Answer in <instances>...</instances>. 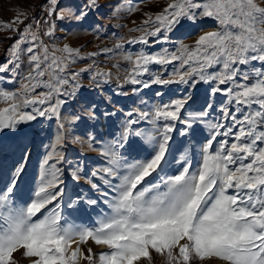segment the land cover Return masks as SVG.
<instances>
[{
  "label": "snow or ice",
  "instance_id": "6c2138e0",
  "mask_svg": "<svg viewBox=\"0 0 264 264\" xmlns=\"http://www.w3.org/2000/svg\"><path fill=\"white\" fill-rule=\"evenodd\" d=\"M99 7L98 0H84L79 9L59 8V0H47L43 20L32 18L34 23L25 24L29 17L20 12L11 21H0V32L18 36L7 49L0 73L10 74L8 83H19L13 91L0 89V102L5 104L0 108V132H15L21 124L39 118L56 122L55 138L40 165L31 200L20 205L14 199L24 163L0 188V264H17L14 253L20 250L29 264H153V254L162 264H264V0H167L161 11L145 12L139 25L128 29L139 35L121 37L114 48L123 49L125 43L171 44V48L123 53L129 67L117 88L130 84L135 93L175 83L191 90L204 82L212 85V96L220 93L226 100L214 119H208L212 102L185 115L188 94L151 111L133 109L125 114L122 131L109 140L91 132L85 133L86 138L73 136L81 117L64 116L62 109L66 98L82 87L81 73H90L89 86L95 87L109 83L112 73L94 70L95 62L72 70L79 60L97 53L82 54L67 43L44 42L54 37L57 21H80ZM139 10L138 5L121 4L113 16ZM206 19L215 27L202 30L191 44L172 41L171 34L186 22L197 25ZM24 57L27 64L22 69ZM174 62L173 78L151 74L153 64L166 68ZM116 114L102 113L105 118ZM87 115L98 119L95 103ZM142 122L150 124L151 130L135 127ZM197 123L209 131L198 166L193 169L182 155L175 174L160 176L153 183L168 163L177 124L183 125L180 135L189 136ZM133 137L140 139L138 147L146 158L129 161L125 157ZM69 142L98 149L105 166L87 175L82 161L66 158L63 149ZM64 164L71 180H84L98 194L97 198L77 196L67 207L103 201L110 210L91 227L69 223L63 216ZM88 241L105 250L94 253L89 247L85 254L81 246Z\"/></svg>",
  "mask_w": 264,
  "mask_h": 264
},
{
  "label": "rangeland",
  "instance_id": "374dc122",
  "mask_svg": "<svg viewBox=\"0 0 264 264\" xmlns=\"http://www.w3.org/2000/svg\"><path fill=\"white\" fill-rule=\"evenodd\" d=\"M83 2L84 0H59V8L71 5L74 9H79ZM98 3L100 4L99 9L90 11L80 21H57L54 37L51 40L44 38L45 43H54L59 46L67 43L72 47H78L82 50V54L97 53L94 57L79 60L72 70H78L95 62L94 70L103 69L112 73L110 82L106 84L101 82L100 87L89 86L90 73H81L80 82L82 87L74 97L66 98L67 103L62 109L64 116L79 115L81 117V120L72 129L71 134L73 136L85 137V133L91 132L98 139L109 140L116 133L122 131L120 125L126 118L125 114L127 112L133 109L151 111L154 107L185 94L190 95L185 115H187V112L201 110L208 102H212L214 105L208 119H214L219 115L217 110L225 102L226 97L220 93L212 96L210 93L212 85L208 83L199 82L191 90L187 85L175 83L167 86L152 85L135 93L131 91L133 86L130 84H123L121 88H117L118 80L122 79L125 70L129 67L128 63L122 58L123 53L139 52L142 48L154 53L158 52L161 47L171 48V44L159 45L153 43L147 46L125 43L123 49L114 48L115 44L120 42L121 37L127 40L129 37L139 35L134 32L130 33L128 29L139 25L140 21L145 18V12L156 13L161 11L167 0H98ZM129 3L138 5L140 10L131 14L121 11L118 15L113 16L116 8L121 4L127 6ZM46 5L47 0H0V21H11L20 12L26 13L29 17L28 20H25V24L34 23L32 18L43 20ZM18 27L23 30L24 24L18 25ZM214 27L215 24L210 19H206L197 25H188L186 22L185 26L171 34V39L172 41L182 40L184 43L191 44L196 35L202 30L209 31ZM8 37H12V39H8ZM17 38V34L11 31L0 32V64L6 61L7 49ZM103 48L114 50L104 53L101 51ZM26 64L27 59L24 57L22 69ZM113 65H117V67H113ZM176 66L175 62L166 68L153 64L151 74L162 75L165 79L173 78L170 73ZM0 77H3V80H0V89L13 91L19 87L18 82H7L11 78L9 73H0ZM148 78V76L144 77V79ZM157 92H161L162 95L157 96ZM92 103L97 105L98 119L95 121L90 120L87 115V109ZM2 107H5V104L0 102V108ZM104 111H115L117 114L105 118L102 115ZM135 127L151 130V125L146 122H142ZM182 127L183 125L177 124V130L172 134L167 156L168 163L159 176L152 179L153 183L159 180L160 176L175 174L181 167L182 161L180 163L177 161H180L182 155L187 157L193 169L201 161L200 148L205 138L209 137L207 127L203 123H197L194 125L195 131L192 134L181 136L180 129ZM55 134V120H45L43 118L28 124H21L15 132L11 130L0 132V188L8 181L18 164H25L14 196L18 204L23 205L33 197L40 176V165L55 138ZM219 139H223V137H219ZM129 144L130 147L124 150V155L129 161L146 158V153L138 147L141 144L139 138L133 137ZM63 151L66 158L73 163L82 161L84 171L89 176L93 170L105 166V159L99 154L98 149L88 150L85 144H72L69 142ZM62 167L65 169L66 188L62 202L63 216L69 223L93 226L98 216L108 213L110 210L103 201H100L96 206H88L80 202L74 209H69L67 207L68 202L76 199L77 196L87 194L91 198H97L98 194L84 180L79 182L71 180L67 172L68 164H64ZM49 207H52V205H49ZM81 247L85 250V254H87L86 250L89 247L92 248L94 253L105 250L102 246H97L91 241ZM153 255V264H162L161 258L155 254ZM14 257L17 264H29L28 259L23 257V250L14 253ZM80 264H86V262L81 261Z\"/></svg>",
  "mask_w": 264,
  "mask_h": 264
}]
</instances>
